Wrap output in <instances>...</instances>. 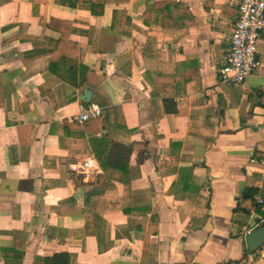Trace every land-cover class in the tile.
Here are the masks:
<instances>
[{"label":"crops","instance_id":"0c3cea01","mask_svg":"<svg viewBox=\"0 0 264 264\" xmlns=\"http://www.w3.org/2000/svg\"><path fill=\"white\" fill-rule=\"evenodd\" d=\"M237 17L223 0H0V264H264L246 245L264 223V33L260 67L224 83ZM81 104L102 117L73 121Z\"/></svg>","mask_w":264,"mask_h":264},{"label":"built area","instance_id":"2783aa9c","mask_svg":"<svg viewBox=\"0 0 264 264\" xmlns=\"http://www.w3.org/2000/svg\"><path fill=\"white\" fill-rule=\"evenodd\" d=\"M237 9L235 20L229 36V53L220 73L224 83L243 84L259 67L257 45L260 35L264 33V0H223ZM102 117L99 107L81 104L72 120L83 123ZM260 165L264 169V159ZM263 203L262 198H256Z\"/></svg>","mask_w":264,"mask_h":264},{"label":"trees","instance_id":"16d2710c","mask_svg":"<svg viewBox=\"0 0 264 264\" xmlns=\"http://www.w3.org/2000/svg\"><path fill=\"white\" fill-rule=\"evenodd\" d=\"M164 4L167 5V3H164ZM159 5H161V4H160L159 2H156V4L154 5L153 9H154V10H157V8H158ZM143 20L146 22V19H145V18H144ZM155 90H156L157 92L160 91L158 88H155ZM93 120H94V119H93ZM97 122H99V121L97 120ZM98 127H100V124H99V123H98ZM106 129H108V132H110V128H106ZM97 142H99V140L91 139L92 151H93V153H94L95 158L97 157V160H98V162H99V164H100V167H101V169L103 170V172H104L105 174H107V175H110V168L107 167V166L102 162V160H101V158H100V154L98 153V150L101 149V148H103L104 146H107V145H108L109 148H110V149H109V150H110L109 155H110L111 157H113V156H114V150H115V149L113 148L114 145L109 144V141L106 140V138L100 140L99 144H97ZM100 145H102L101 148H99ZM112 170H113V168H112ZM252 192H253V191H252ZM253 193H255V192H253ZM59 262H61V264H68V256H67V255H60V254L53 255V256L50 257V258H44L42 264H59ZM234 264H238V262H235Z\"/></svg>","mask_w":264,"mask_h":264},{"label":"water","instance_id":"95a60500","mask_svg":"<svg viewBox=\"0 0 264 264\" xmlns=\"http://www.w3.org/2000/svg\"><path fill=\"white\" fill-rule=\"evenodd\" d=\"M88 91H83L80 100L84 102H89ZM264 244V223L257 226L252 232H250L246 237V245L250 252H254L257 248Z\"/></svg>","mask_w":264,"mask_h":264}]
</instances>
